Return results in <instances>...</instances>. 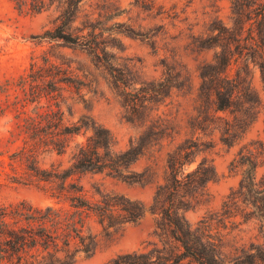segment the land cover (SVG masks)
Returning <instances> with one entry per match:
<instances>
[{
	"label": "rangeland",
	"instance_id": "1",
	"mask_svg": "<svg viewBox=\"0 0 264 264\" xmlns=\"http://www.w3.org/2000/svg\"><path fill=\"white\" fill-rule=\"evenodd\" d=\"M59 13L56 3L32 13L19 10L11 0H0V202L26 199L39 206L70 203V192L53 195L47 180L32 177L28 183L12 181L9 153L23 143L17 121L23 122V117L34 111L59 107L66 123L96 120L112 131L114 148L125 149L130 137H139L142 132L129 120L133 96H142L139 87L154 85L158 92L150 93L152 98L143 103L151 115L171 124L168 135L127 163L122 168L126 176L108 170L87 171L70 180L82 184L91 199H98L100 191L114 192L149 205L157 183L162 181L167 150L187 137H197L203 143L183 169L191 170L206 159L213 165L215 177L207 183L206 199L185 215L191 222L212 216L211 230L222 237L225 254L243 246L255 254L247 264H264L261 221L248 214L217 215L241 178L242 167L235 162L240 151L252 152L258 162L257 177L264 174V89L258 67L251 65V79L262 104L231 144L220 139L216 124L204 130L190 126L202 116L197 110L201 109L198 67L211 60L215 51L209 46L208 35L215 33L210 27L230 23V1L81 0L72 26L86 45L48 36L61 22ZM92 133V127L84 126L71 138L66 152L43 153V165L55 162L69 166L75 144L86 141ZM156 220L157 214L148 209L137 220L117 227L104 228L91 219L101 243L92 256L80 257L77 264H105L117 253L149 248L153 242L161 244L155 233Z\"/></svg>",
	"mask_w": 264,
	"mask_h": 264
},
{
	"label": "trees",
	"instance_id": "2",
	"mask_svg": "<svg viewBox=\"0 0 264 264\" xmlns=\"http://www.w3.org/2000/svg\"><path fill=\"white\" fill-rule=\"evenodd\" d=\"M19 10L37 13L56 3L61 22L48 36L66 42H80L74 34L73 21L81 0H11ZM230 23H216L208 35L213 57L199 65L200 84L197 98L201 103L195 130L216 124L220 139L231 144L253 121L262 104L251 79V65L258 67L264 89V0H229ZM232 69H234L232 71ZM142 96H133L129 120L144 133L143 141L133 136L125 149L114 148L112 131L96 120L66 123L62 110L50 107L37 110L17 121L23 143L9 153L12 181L31 182L32 177L51 183L52 194L68 192V206L36 205L29 200L0 202V264H77L80 257L92 256L100 246V237L90 224L97 220L104 228L135 221L148 209L157 214L155 233L161 244L117 253L105 264H247L255 254L244 247L225 254L221 236L211 230L212 216L191 222L185 211L194 208L208 195L207 183L215 177L213 165L202 159L191 170L183 166L200 149L199 141L187 137L167 150L162 173L149 205L123 194L100 191L98 199L84 193L82 184L71 181L76 173L104 171L126 176L122 168L135 160L149 145L168 135L171 124L151 115L144 100L158 92L154 85L139 87ZM156 90V91H155ZM147 94V95H146ZM225 112L221 115L218 112ZM217 122H219L217 124ZM264 122V118H263ZM93 133L86 141L77 142L71 163L43 165L45 152H66L71 138L84 127ZM13 133V130L11 131ZM234 162V160H233ZM236 165L242 167L236 188L226 196L217 215H250L264 227V174L257 177V159L252 152H239ZM148 170V168L146 169ZM144 170V173H146ZM211 218V219H209ZM239 252V253H238Z\"/></svg>",
	"mask_w": 264,
	"mask_h": 264
}]
</instances>
